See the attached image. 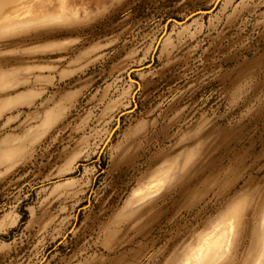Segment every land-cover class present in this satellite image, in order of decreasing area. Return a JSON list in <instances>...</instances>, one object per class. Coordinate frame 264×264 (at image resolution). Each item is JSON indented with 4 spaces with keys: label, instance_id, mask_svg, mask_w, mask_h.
Segmentation results:
<instances>
[{
    "label": "rangeland",
    "instance_id": "rangeland-1",
    "mask_svg": "<svg viewBox=\"0 0 264 264\" xmlns=\"http://www.w3.org/2000/svg\"><path fill=\"white\" fill-rule=\"evenodd\" d=\"M211 263L264 264V0H0V264Z\"/></svg>",
    "mask_w": 264,
    "mask_h": 264
},
{
    "label": "water",
    "instance_id": "water-1",
    "mask_svg": "<svg viewBox=\"0 0 264 264\" xmlns=\"http://www.w3.org/2000/svg\"><path fill=\"white\" fill-rule=\"evenodd\" d=\"M208 13H210V11H201V12H198L197 14H208ZM172 21L177 23V24L182 23V21H177V20H172Z\"/></svg>",
    "mask_w": 264,
    "mask_h": 264
},
{
    "label": "crops",
    "instance_id": "crops-1",
    "mask_svg": "<svg viewBox=\"0 0 264 264\" xmlns=\"http://www.w3.org/2000/svg\"><path fill=\"white\" fill-rule=\"evenodd\" d=\"M204 249V246L201 247V249L199 250L198 254ZM203 252V251H202Z\"/></svg>",
    "mask_w": 264,
    "mask_h": 264
},
{
    "label": "bare ground",
    "instance_id": "bare-ground-1",
    "mask_svg": "<svg viewBox=\"0 0 264 264\" xmlns=\"http://www.w3.org/2000/svg\"><path fill=\"white\" fill-rule=\"evenodd\" d=\"M232 229V228H231ZM228 242V241H227ZM203 245V244H202ZM224 249V248H223ZM212 264V263H211Z\"/></svg>",
    "mask_w": 264,
    "mask_h": 264
}]
</instances>
